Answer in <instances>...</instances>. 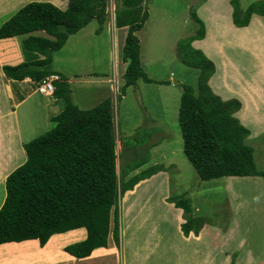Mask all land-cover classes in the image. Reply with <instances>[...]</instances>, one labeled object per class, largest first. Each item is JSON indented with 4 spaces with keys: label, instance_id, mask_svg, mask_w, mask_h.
<instances>
[{
    "label": "trees",
    "instance_id": "trees-1",
    "mask_svg": "<svg viewBox=\"0 0 264 264\" xmlns=\"http://www.w3.org/2000/svg\"><path fill=\"white\" fill-rule=\"evenodd\" d=\"M142 1L117 0L115 4V26H127L121 54L126 62L121 95L138 79L153 82L143 69L135 33L148 17L146 10L141 11ZM229 2L232 22L238 27L248 25L252 14L264 16V0L252 1L244 9L239 0ZM107 3L108 0H68L66 8L61 9L50 1L33 0L21 6L0 25V39L22 36L24 59L15 65L3 64L5 75L15 80L30 77L40 81L54 73L50 67L53 53L62 48L69 34L92 19L101 29ZM191 16L198 29L177 45L178 57L198 70L196 88L184 85L179 101L183 153L203 180L264 177V170L257 168L253 147L246 143L250 130L235 115L241 101L236 97L223 99L208 83L215 64L191 44L204 37L205 24L195 10ZM38 31L45 34H37ZM59 77L52 95L63 101V109L51 116L54 127L23 143L27 159L6 176L5 197L0 206V244L36 238L43 245L53 233L85 227L87 235L83 240L64 246L73 256L84 257L94 248L107 245L113 206L112 235L119 244V194L122 196L139 180L164 166L153 165L128 178L118 174L111 97L90 108H80L71 100L66 78ZM167 200L183 210L184 235H197L209 223L204 215L193 213L190 198L170 196Z\"/></svg>",
    "mask_w": 264,
    "mask_h": 264
},
{
    "label": "rangeland",
    "instance_id": "rangeland-1",
    "mask_svg": "<svg viewBox=\"0 0 264 264\" xmlns=\"http://www.w3.org/2000/svg\"><path fill=\"white\" fill-rule=\"evenodd\" d=\"M7 1L9 2L5 5V12L2 11L0 14V25L17 9L33 0ZM116 1L108 0L106 19L101 29L98 22L92 19L79 29V32L69 34L62 48L53 53L51 69L63 70L64 74H81L84 78H91L87 76L91 71L97 76H102L100 78L107 76L112 79L115 76L116 84L119 86V80L121 85L123 84L121 72L123 73L124 68L118 65L121 58L118 57V48L121 49V41L118 38L126 36V28L120 29L115 26ZM252 1L255 0H239V3L244 9ZM140 4L141 11L146 10L148 17L135 33L140 42L143 69L153 82L138 79L135 85L126 88L123 95L120 94V87L115 86L110 91L117 173L128 178L154 164L163 165L162 170L166 172L159 174V178L162 179L155 186L150 183L152 182L150 178V181L142 182L133 189L132 193H124L122 196L119 194L116 201L120 226L119 250L127 254L136 248L139 256L142 254L147 256L143 258V264H151L154 256L163 255L164 250L168 253L170 244L172 249L175 248L178 243L177 231L173 228L177 219L173 218L168 205L171 203L167 198L186 196L191 199L193 213L204 215L209 222L206 224L212 227L211 230L220 229L222 247L229 244L236 247L232 249L227 246L228 249L234 250V253H231L230 264H264V177L222 176L203 180L197 175L182 150L183 138L178 124V108L183 86L190 85L196 88L198 70L186 65L177 55L178 42L198 29V24L191 16L193 10L205 23L206 35L200 39L202 41L205 39V47L206 40L212 36L208 48L204 49L201 46L197 48L218 65V75L222 81L226 74L219 63L220 52L215 45L216 42L226 44L225 48L221 49L222 51L227 49L222 59L225 60L229 55L236 59V65L252 72L250 67L253 62L264 60V41L256 43L257 40L254 38L241 35V31L244 30L231 21L229 0H143ZM211 11H215L216 15ZM259 19L264 24V16ZM251 23L253 24L251 28L254 30L255 27L257 32L263 35L264 25H258L255 20ZM39 34L45 33L41 31ZM21 38L22 36H15L14 41L17 53L23 57ZM259 38L257 39L260 41ZM114 40L115 55L112 56ZM248 42L253 49L255 48L251 51L252 54L247 49ZM12 52L16 54L15 50ZM224 63L226 66L229 64L226 60ZM6 64L12 63L6 61ZM254 72L255 76L264 79L260 68ZM243 76H246V72H243ZM228 78L230 79L229 76ZM89 85L91 84H72V97L80 108H90L95 102L98 103L96 100L100 98L98 90L96 91L94 87H91L93 90L90 91V97L86 95L89 90H85V87ZM77 97H80V102L77 101ZM52 110L46 107L45 113L52 114ZM53 127L54 122L50 121L47 131ZM156 141L158 144L153 145ZM247 143L255 149L257 168L264 170V131L251 141L247 140ZM159 178L155 175L153 179ZM229 181L235 185L238 194H234L228 188ZM131 195L132 200L129 203ZM164 195L167 196L163 198ZM4 196L5 186L0 182V201H3ZM111 213L114 216L112 210ZM150 230L153 236L148 238ZM210 234L204 237V247L211 253L206 257L205 264H220L221 259L222 264H229L227 257L222 258L223 253L220 260L215 257L214 251L217 252V247L214 248L213 243L208 241ZM129 236L131 240L127 243ZM143 245L149 249L143 250ZM202 245L199 247L203 248ZM185 247L187 246L176 248L188 255ZM213 253L214 257L211 256ZM155 260L157 263L162 262L159 258ZM169 264L185 263L173 259L169 260ZM186 264L204 263L201 256L191 255Z\"/></svg>",
    "mask_w": 264,
    "mask_h": 264
},
{
    "label": "crops",
    "instance_id": "crops-1",
    "mask_svg": "<svg viewBox=\"0 0 264 264\" xmlns=\"http://www.w3.org/2000/svg\"><path fill=\"white\" fill-rule=\"evenodd\" d=\"M11 1L13 2L14 0ZM18 1L20 0H16V2ZM44 1H50L53 4L57 5L58 7H60L61 9L66 8L68 3V0H44ZM8 2L9 1L7 0H0V14L2 13V11L5 10V5H7ZM230 10L232 12V7ZM211 12L214 15H216L215 11H211ZM260 17L262 18V16L258 14H252L249 25L241 27L244 30V32L241 31V35L244 36L246 35L245 37H247L248 35L249 38L250 37L254 38L255 40H257L256 43L264 41V33L263 35L259 34L255 27L253 30V28H251V25H253L251 21L255 20L258 25L262 26L264 24L260 21L259 19ZM5 20L6 19H4L1 22V24ZM117 28L120 29L126 28V33H127V26H121ZM36 33L39 34L41 33V31ZM205 35H206V30H205ZM210 37L211 39L206 40V47H205V39H203V41L200 39L193 40L191 44L195 48H197V46H201L204 49H206L208 48L207 45L212 42V36ZM14 38L15 36L0 39V182L1 183L5 182L6 176L13 169H15L17 166L22 164L27 159V154L23 147V143L47 131V129H49L51 116L59 113L63 109V101L60 98H56L52 94H41L40 92L37 91L36 89L37 81L31 79L30 77H25L23 79L15 80L5 75V73L2 70V65L6 64V61H11L12 63L11 65H15L20 63L24 59L16 51L15 48L16 42L14 41ZM257 38H259L260 41ZM118 39L121 41L120 44L121 49L118 48V57L120 58L122 54V47L124 44L125 36L122 38L119 37ZM248 44L249 45L247 46V49L250 50V52L253 51L255 48L254 49L252 48L250 42H248ZM215 45L219 49L220 52V54L218 55L219 63L221 68L224 69L226 76L224 81H222L221 77L218 75V65L215 64V72L209 78L208 83L211 86L212 90L216 94L220 95L223 99L236 97L241 101V107L238 111L235 112V115L239 118L241 123L244 124L250 130V134L246 138V143H247V140L251 141V139L260 136V133L264 131V79H261L262 77L255 76L256 73L254 72L255 69L260 68L264 74V60H260V58H258L260 61H258L257 63H255L254 61L253 65L250 67V69H252V72H250V70L242 69L240 65L239 66L236 65V61H235L236 59L230 57L227 53L225 56L227 55L228 56L227 58H225V60L227 61V64L228 63L229 64L226 66V63H224L225 60L222 59V55L227 50L226 49L222 51L223 48H225L224 45L226 44L221 42H216ZM113 46L114 48H113L112 56L115 55V40ZM13 50H15L16 54L12 52ZM118 65L123 66L124 68L123 72H124L126 67V62H123L122 58H120V61H118ZM53 71L54 73H57L58 75H62L66 78V81L69 83L70 86V97L74 103L75 101L72 97V84H79V85H82L83 83L91 84L85 87V90H89L86 95L90 97V91L93 90L91 87H94L96 91L98 90L97 94L100 95L99 96L100 98L96 100L98 102L103 98L110 96V91L113 90L115 86L116 87L121 86L120 80H119V86L116 84L117 77L115 76L112 79L107 78V76L104 78H100L102 76H97L95 75L94 72L90 71L88 72L87 76L91 78H84L81 77V74H72V75L64 74L65 72L63 70H56V69H53ZM243 72H246V76H243ZM122 74L123 73L121 72V75ZM228 76L230 77V79L228 78ZM12 84H14V86ZM79 99L80 97H77L78 102H80ZM75 104L77 105V103ZM95 104H97V102H95ZM46 107H50L53 109L52 114L45 113ZM155 144H158V142L156 141L153 143V145ZM254 156H255V152H254ZM118 167H119V162H118ZM165 172L166 170H159L153 173L152 175H150L149 177L139 180L140 182L138 181L133 186L131 191L126 190L124 193H132L133 189L141 185L142 182L144 183L145 181H150L149 180L150 178L152 179L151 180L152 182H150L151 184H153L154 186L157 183L159 184L162 179L159 178V174ZM155 175H158L159 179H153ZM229 178H231V176H229ZM166 196L167 195H164L163 198ZM128 200L130 203L132 200V195L131 198L129 197ZM2 202L3 201L1 200L0 206ZM170 203L171 204L168 205L171 208V212L173 213L172 214L173 218L175 217V219H177L176 225L173 229L177 231L176 239L178 243L175 245V248L173 249H172V244H170L168 246L169 248L168 253L166 252V250H164L163 255H159V257L154 256L151 264H169V260L172 261L173 259H175V261L182 260V262L186 264V262L189 259V256L191 255H193L194 257L201 256V261L205 264L206 257L210 256L211 253L208 250H206V248L204 247L205 246L204 237L210 233L211 234H210V238H208V241L210 243H213L214 248L215 246L217 247V252L213 250L215 253V257L218 258V260H220L221 255L223 253L222 258L227 257V259H229L228 263L230 264L231 253L232 252L234 253V250L232 249H235L236 247L233 244L227 245L232 249H228L227 246L222 247L220 243L221 240L220 229L214 228L211 230L212 227L210 228L208 224H204L197 235H194L193 232H190L187 236L184 235L181 230V223L184 221L183 210L182 208L175 207L174 203L172 202ZM113 208L114 206L111 209L112 211ZM113 223H114V218L111 213L109 232L107 235V245L94 248L87 256L75 257L64 250V246H66L67 244L83 240L86 237L87 235L86 228L79 227V228L67 230L65 232L53 233L43 245H40L38 239L36 238L26 239L22 241H9V242L1 243L0 264H143V258L147 256H145L146 254H142L141 256H139L138 250L136 248H133L127 254H124V252H121L119 250L118 247L119 244L115 243L112 235ZM140 227L141 226H139V228ZM119 230H120V226H119ZM151 236H153V232L150 230V234L147 237L150 238ZM130 240L131 237L129 236L126 242L127 243L130 242ZM119 242H120V233H119ZM200 244L201 245L203 244L202 245L203 248L199 247ZM183 245L187 246L185 247V251L188 252L189 256L186 253L184 254V252L181 253L182 250L176 248L177 246L182 248ZM142 249L147 250L149 248H146V246L143 245ZM214 253L213 255H211L212 257H214ZM157 258L161 259L162 262L157 263L155 260ZM220 264H222V259Z\"/></svg>",
    "mask_w": 264,
    "mask_h": 264
},
{
    "label": "built area",
    "instance_id": "built-area-1",
    "mask_svg": "<svg viewBox=\"0 0 264 264\" xmlns=\"http://www.w3.org/2000/svg\"><path fill=\"white\" fill-rule=\"evenodd\" d=\"M57 80H59L57 74H49L38 82L36 88L42 94H51L54 90V82Z\"/></svg>",
    "mask_w": 264,
    "mask_h": 264
},
{
    "label": "bare ground",
    "instance_id": "bare-ground-1",
    "mask_svg": "<svg viewBox=\"0 0 264 264\" xmlns=\"http://www.w3.org/2000/svg\"><path fill=\"white\" fill-rule=\"evenodd\" d=\"M250 178V177H249ZM257 178V177H256ZM260 179V178H259ZM228 188H230L231 189V191L235 194V193H237V190H236V188H235V185L232 183V182H230L229 181V183H228ZM238 194V193H237ZM262 225V224H261Z\"/></svg>",
    "mask_w": 264,
    "mask_h": 264
},
{
    "label": "clouds",
    "instance_id": "clouds-1",
    "mask_svg": "<svg viewBox=\"0 0 264 264\" xmlns=\"http://www.w3.org/2000/svg\"><path fill=\"white\" fill-rule=\"evenodd\" d=\"M51 74H57V73H51ZM57 75H58V74H57ZM58 76H59V75H58ZM59 79H60V77H59ZM38 82H39V81H37V84H38ZM37 84H36V87H37ZM54 88H55V82H54ZM36 89H37V88H36ZM37 91H38V90H37ZM38 92H39V91H38ZM52 93H53V92H52ZM52 93H51V94H52ZM41 94H42V93H41Z\"/></svg>",
    "mask_w": 264,
    "mask_h": 264
}]
</instances>
